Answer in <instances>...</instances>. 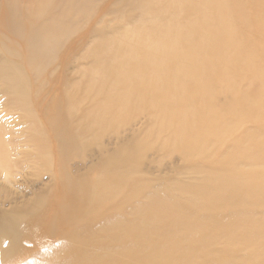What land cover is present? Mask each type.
<instances>
[{
    "label": "bare ground",
    "instance_id": "bare-ground-1",
    "mask_svg": "<svg viewBox=\"0 0 264 264\" xmlns=\"http://www.w3.org/2000/svg\"><path fill=\"white\" fill-rule=\"evenodd\" d=\"M4 1L6 8H2L3 14L0 18V38L4 40L0 39V51H2L6 57L3 56L5 59H2L0 62V83L4 86V91L10 94L15 93L16 95L22 93L19 94V96H21L26 94L27 84L30 82L26 81L25 77H27V75H24L23 63L27 61L30 66L35 64L39 65L40 63H45L47 67H51V64L56 65L53 62L58 56L57 53L59 52V55L61 54L60 49L63 44L68 41L66 39L67 36H70V34L82 24L83 19L80 17V14H82L85 9L84 6L86 5L81 2L82 0H71L70 8L75 11V13L72 15H60L59 7H61V5H67L66 0H36V8L29 3L31 0ZM117 2H115V4ZM130 2L129 4L127 3L128 7ZM235 3L232 4L235 5ZM135 4L136 6L133 4L134 6L131 5V7H136L142 11L140 13L141 20L138 18L139 20L137 19L136 21V23L140 21V26H137L139 28L136 27L138 24L134 23L136 24V28L132 27L128 29L127 27L126 30L121 27L125 31L122 30V32L119 30V34L117 33V36L114 35V38L112 36V39L111 36L109 38L107 37V39H111L109 42L106 40L107 43L106 41H102L101 45V39H99L100 41L98 40L100 47L95 51V54L97 52V57L95 59L96 66L94 67V72L92 70L95 79L92 77L91 79L93 80L90 81L89 78L91 75L89 74L88 86L87 81L82 80L80 82V85L84 87L82 93L76 88V86L79 87V85H74L79 80H75L77 82L74 81L75 83L73 86L75 87L72 89L69 88L71 86L70 84L66 89V95L64 97H61V84L58 85L60 88H58L57 85H53L55 86L54 88L57 89L53 95L55 106H60L58 108H62L65 100L67 111L63 114V109H61L57 114L56 121H51L45 114L49 120L45 123L48 124L49 122V125H51L52 131H54V138L57 139L56 143H59L56 148L58 147L57 149H59V151L63 150V153L65 151V157L73 154H80V151L81 153H85L84 151L86 150L82 147L84 149V151H82L83 149L80 147L83 141L86 140L84 139L85 136L89 135L90 138L93 136L95 141L97 132L99 133L100 127L103 124H108L110 126L113 121L117 122V120L120 119L116 118L118 115H121V117L122 115L125 116L131 111L130 109L137 112L136 115L142 114L144 110H147V112L149 110L155 117H158V121L160 122L159 127L169 133L165 145L166 149L170 152L180 150L187 152L189 147L194 148L195 143H193V136H188L183 133V129L186 128L185 125L188 122L197 124L200 130L204 128L207 135L214 137L217 135V121L210 118L204 122L207 117L203 116L199 110L201 108L196 106L194 91H196V95L199 96L198 90L196 89L202 84H209L210 90L206 88L207 91L201 89L203 92L201 93L202 95L200 94L199 102L201 101L203 103L202 110L204 113H211L213 109H215L211 103L213 101L212 94H214L217 86H215L212 92L213 81L208 79L209 74L206 76V73L212 70L209 62H211V59H216L215 53L210 52V50L212 48L211 51L214 50L213 46L217 41L227 42L231 39L232 43L236 42L238 45V26L232 25V22H230V18L232 17L231 13H236L238 10L232 8L230 12H228V10L222 12V10L225 9H222L223 6L230 5V2H226V0H136ZM260 4L263 3L260 2ZM124 8L125 6L123 9ZM132 8L129 11H132ZM133 12L134 11H132V14ZM122 18L124 17L122 16ZM233 20L234 19L231 21ZM123 22L120 21V23ZM115 26L117 27V25ZM119 26L121 25L119 24ZM82 31H84V29ZM101 31L104 30L102 29ZM98 33H96V35ZM101 34L103 33H100V35ZM95 41L97 42V40ZM71 42H74V40ZM75 43H71V45ZM103 43L106 44L103 45ZM92 46L95 45H91V49L89 50L90 53L88 50L86 53L84 51V53L87 54L88 52L91 54L93 50ZM237 47L233 53V60L242 59L240 47ZM25 50H29V56H27V58L25 54L23 56ZM222 50L224 53L227 51L223 46ZM98 51H101L102 54H98ZM188 51H192V60H188L190 56L186 58L188 56L186 54ZM209 52L210 54L208 55ZM195 53L197 56L203 58L200 60H198L200 57L197 59L194 58ZM85 56L86 55L83 54L82 57ZM86 58L87 56L84 60H86ZM193 58L195 60H193ZM254 59H249L250 62H248L247 70L252 67L251 63L255 66ZM223 61H225V59ZM228 62H230V60ZM228 62L226 61L225 64H228ZM92 63H94V61ZM95 63L93 65H95ZM172 64L173 66H171ZM45 66H43L44 68L42 69H45ZM81 66H83L81 67V69L83 68V74L91 73V70L87 72V64ZM59 67H61V65H59ZM37 68L36 70L38 71L41 69V67L38 66ZM56 69L59 70L58 65ZM234 70L230 75H233ZM46 71L45 75L48 73L50 74V72L46 73ZM55 71L51 73L54 72L53 74H55ZM250 71L252 73V69ZM239 74L241 75V73ZM64 75L61 79L64 78ZM35 76L37 79L38 75ZM86 76L85 74L84 77ZM259 77L262 79L261 75H259ZM242 79L240 80L241 82L243 81ZM255 79H257L256 76ZM51 80L46 82L50 83ZM53 81L54 80H52V83H54ZM235 81H230V83L234 84L237 82ZM60 82L62 81L60 80ZM259 82L264 86L263 80H259ZM63 85L64 84L61 86ZM201 87L203 88V86ZM231 87L230 93H236L235 90L237 86L232 85ZM105 90L108 91L107 95H102ZM35 93H38V90H36ZM206 95H211L209 97L212 98V100L209 98L211 101L209 104L207 103L208 96ZM40 97H38L37 100ZM89 98L90 101L92 100L93 102L101 98L100 103L98 102L99 105L95 103V105L98 106L95 108L94 106L93 108H87L89 103L88 105L86 103ZM147 101L149 102L146 103ZM36 104L41 105L38 104L37 101ZM147 104L149 105L146 107ZM263 104L264 102L262 100L255 102L256 107H259L262 112H264ZM82 108H85L83 110H87V114L85 115V113H83L84 117L82 115L83 119L81 117L82 122L79 126L72 127L70 124L74 121V118L79 117V112ZM113 108H116V111H113L115 115L113 114L112 116L110 112ZM37 109L39 110L38 107ZM60 112L62 119H65L66 125L61 129L56 127L53 130L54 123H58L57 120L61 117ZM223 112L221 114H223ZM38 113L40 115L39 111ZM50 117L53 119L52 116ZM230 120L233 122L232 117H230L226 123L225 121L222 122L221 132H225L227 129L232 128L228 125ZM78 121L79 120H77V124L79 123ZM121 122L120 120L119 124ZM134 124L135 123H133V126ZM195 124H192V126ZM3 125L0 123V138L8 131ZM73 125H75V123ZM79 127H81V130L84 129L85 136H83L84 134L81 135ZM40 128L41 127H39V129ZM112 128L113 127L110 129ZM115 130H117V128ZM262 131L263 133L259 134L247 133L245 135L246 141L234 144V146L231 147L232 149L229 148L232 154L228 158H226L227 156L222 158L224 160L221 162L217 159L216 152L215 156L214 153H211L205 163L197 161L200 166L193 164L191 168H193V171L198 172L197 174L200 175L201 182H203L201 187L191 185L187 190L176 187V190L169 193L168 189L166 190V188L159 186L161 187L160 189L156 188L157 191L155 189L154 192H150L147 185L140 188L137 187V179L133 176V171H121L112 175H109L111 173L108 172L109 174L107 175L109 176L101 175L95 181L91 191H87V185H85L84 182L82 184L80 182L73 184L69 179L65 187V192L61 198V206L54 209L53 213H57L55 219H57L59 226L60 223L65 220L73 222L74 220H84L85 223H88V225L86 224L83 227L85 232L84 238L81 237L77 240V243L81 242L79 246L76 243V245L74 243H66L65 245V243L62 242L65 240L64 239L59 243L60 245L62 242L64 245H60L61 248L54 251V253L49 255L42 254V256L40 254L41 257H36L27 264H211L212 262L213 264H258L254 262L252 257L256 256L255 259L258 260L260 257L258 258L257 255L264 254V220L256 213L255 217H249L251 216V211L248 210L246 214H244L246 209L239 208L244 204H259V202H262L260 200H264V182L255 183L253 181L255 184L252 182L247 185L246 180H252L254 176L248 171H245L243 167L245 165L248 166L251 164L252 166V164H257L259 165L258 168H264V129ZM32 132V140L37 143L38 148L40 146L38 140L41 139V135L44 134V132L41 133L40 130L36 131V129L32 130ZM50 133V131H47V134ZM159 133L156 135L158 136ZM53 134H51V136ZM112 135L110 137H113ZM99 136L97 137L99 138ZM47 138H50V136L47 135ZM3 139L5 138L3 137ZM96 140L98 142L97 138ZM114 140L115 139L112 141ZM209 140L210 139L207 141L205 140L203 145L207 144ZM91 142L93 143V141ZM6 144L9 145L8 143ZM87 144L90 143L87 142ZM87 144H84V146ZM3 145L4 144L0 141V185H2L1 182H7L10 186H16V175L21 172L13 173L10 171L11 169H8L10 167H6L7 161L11 160L14 151L13 149L6 148L7 145ZM96 145L97 144H95V146ZM203 145L199 146L200 152L203 150ZM54 148L55 147H53V150L56 151ZM79 148L81 150H79ZM122 149L124 150L126 148L124 147ZM133 150L134 149L130 152L132 156L134 155ZM54 153L55 152H53V154ZM56 153L60 158L61 156L59 155L62 154ZM100 153L102 154V152ZM35 155L45 157L44 159H46L50 165L51 153H43L41 150L37 149ZM69 157H67V159L74 158L75 155ZM204 157L205 156L196 158V160L201 159L203 161ZM235 157L238 159L241 157L243 159L242 162L245 163L241 164L238 162L241 165H239L240 167L237 166L236 161L233 159ZM58 159L57 161H59ZM129 161L132 160L128 157L126 158L125 155L120 158L118 157L115 166L117 168L127 167L123 165ZM82 164H85V161ZM13 166H15V164ZM254 166L252 167L256 168ZM209 168L218 170L224 169L223 172H226V174L218 175L209 170ZM54 169L56 170V168ZM27 170V167H24L22 170L23 173L21 174H27ZM63 170L66 171V168ZM107 170L110 171L109 169ZM57 172L55 173L56 175ZM47 173H49V171H47ZM67 175H69V173ZM185 181L187 182V180ZM220 181L237 185L238 191L231 194L233 191H228V185ZM126 187H129V190L123 193ZM146 189L150 193L148 196L146 195V200L143 202H133L134 199H141V190L143 193ZM115 197H119L120 202L115 207L114 213H109L108 208L104 210V207H101L104 206L103 202H107ZM74 199L80 202V209L77 207ZM100 203H102V205L98 206L101 207V211L98 210L99 207L96 206ZM43 204L44 203L36 202L29 212L21 211L15 213L16 215L13 213L14 216L12 215L11 217H14L13 219L16 220V226H18L19 232L11 230L15 228V225H13L10 229L11 231H4V235L0 234V261L12 257L11 255H15L19 248L23 246L25 242L23 241L24 239L22 240L21 238L25 236V233L30 227H24L25 221L22 227V221ZM203 209L206 210L205 212L208 211L209 214L201 215L200 212H202ZM92 215H95L96 219L87 222V217L88 219L92 218ZM84 221L82 223H84ZM79 223H81V221H79ZM5 226L6 229H8L11 227V224H5ZM70 228L67 233H70ZM76 229H73V231ZM67 236L64 235V237ZM75 236L76 235H74V238ZM227 242L233 247L243 249L248 255H243V257H241L235 253L230 254L231 251H227L225 247ZM55 245H57V243H55ZM55 245L53 246L52 244L56 249L57 246Z\"/></svg>",
    "mask_w": 264,
    "mask_h": 264
},
{
    "label": "rangeland",
    "instance_id": "rangeland-1",
    "mask_svg": "<svg viewBox=\"0 0 264 264\" xmlns=\"http://www.w3.org/2000/svg\"><path fill=\"white\" fill-rule=\"evenodd\" d=\"M128 1L129 2L133 1L132 3L130 2L129 7H128V4H129ZM137 1H140V0H137ZM70 2H71V0H66L67 5H61V7H59V9H60L59 14L60 15H66V14L72 15L75 13V11H73L70 8ZM81 2L86 5V6H84L85 9L83 10L82 14H80L81 15L80 17L83 19V22L80 25V27H77L74 30V32L71 33L72 35L70 34V36H67L66 39L68 41H66L65 42L66 44L65 43L63 44L64 47L62 46V48L60 49V52H61L60 55L62 57L59 55V52H58L57 53L58 60H57V58H55L56 60L53 62L56 65L51 64V67L48 66L49 68L47 66H45L46 65L45 63L44 64L40 63L39 65L35 64V65L30 66V64H28V62L25 61L23 63V71L25 72L24 75H27V77H25V76L24 77L26 78L27 82L30 81V82H28L30 85L27 84V89H26L27 91L25 92L26 94H23L21 96H19V94H22V93H19L16 95L15 93L10 94V93L4 91V89H3L4 86H2L0 83V123H1V125L4 124L3 126L6 127L8 130L7 133H4L2 135V138H0V141H1V143L4 144L3 146L7 145L6 143H8L9 145H7L6 148L13 149V151H14V153L12 154V157H11V160H13V161L8 160L6 167H10L8 169L9 170L11 169L10 171L13 173H17V172L23 173L22 170L24 167H27V169H28L27 174L18 173L16 175V178H17L16 184H15L16 186H10L7 182H1L2 185H0V230H1L0 234L2 235L4 233V231H11V230L19 232V228H18V226H16V220H14L13 219L14 217L12 218L11 216L12 215L14 216L15 213H18L21 211L29 212L33 208V206L36 202L44 203L41 207H39L35 211L31 212L22 221V227H23L24 223H25L24 227H27V226L30 227V229L25 233V236L23 238L20 237L22 240L24 239L23 241L25 243L23 244V246H21V248H19V250L17 251V253H15V255L10 254L12 257H8L4 260H1L0 264H27V263H29V261H32L36 257H41L42 254L43 255L44 254L49 255V254L54 253V251L61 248L60 245H64L63 243H65V245H66V243L67 244L68 243H74V244L76 243V244H78V246L81 244V242L77 243V240L80 239L81 237L84 238L85 232H84L83 227L86 224L88 225V223H85L84 220H79V221H81V223H79V221H77V220H74V222L76 223L75 224L73 221H66L65 220L66 222L62 221L60 223V226H59L57 219H55L56 218L55 216L57 215V213H53L54 209L59 208L61 206V198L65 192V189H66L65 187H66V184L69 182V179H70L71 183H73V184H76V182H80L82 184L84 182V184L87 185L86 186L87 191H91L92 186L94 185L95 181L101 175H107V174H109L108 172L111 173L109 175H112L116 172H121V171H133L132 174L135 177V179H137V181H136L137 187L140 188L144 185H147L149 187L150 192H154V190L156 188L160 189L161 187L166 188V190L168 189L169 193L176 190V187H179L180 189L183 188L182 190H184V189L187 190L189 187H191V185L201 187L203 182H201V177H200V175L197 174L198 172L193 171V168H191L193 164L200 166V164L197 161L205 163L207 161L208 156L211 153H214V156H215L216 152H217V159H219V162H221L224 160L222 158H224L226 156H227L226 158H228L232 154L231 153V149H232L231 147H233L234 144L243 143L246 141L245 135L247 133H249V132L252 134L253 133L254 134L263 133L262 130L264 129V112H262L259 107H256L255 102L258 100L259 101L262 100L264 102V91H263L264 86L261 85L262 84L261 82H259V80L264 81V0H226V2H230V5H225V7L223 6L222 9L223 8H225V9H223L222 12L223 11L225 12L227 10H228V12H230V10L232 8H234L235 10H238V12H236V13L232 12L231 13L232 17L230 18V22H232V25L238 26V30H239V37H237L238 45L236 44V42L232 43L231 39H229L227 42H218L217 41L213 46L214 50L211 51L213 48L210 50V52L215 53L216 59H211V62H209V64L212 67L211 68L212 70H209L206 73V76L209 74L208 79L213 81L212 82V84H213L212 92L214 91L215 86H217V89L214 91V94H212V98H213L212 102L209 100V98H210L209 96H211V95H209V96L206 95V96H208L207 100L209 101V102L207 101V103L209 104L211 102L213 105V108L215 107V109H213V111L211 113L210 112L208 114L204 113L202 110L203 103L201 101L199 102L200 94L203 92V90L205 88L210 90L209 84L208 85L202 84L198 87L199 89L198 88L196 89V90H198L199 94L198 93L197 94L199 96H197L196 91H194L195 92L194 98H195L196 106H199L201 108V109H199L201 114L203 116L207 117L204 122H206L210 118L217 121L218 132H217V135L215 137L211 136V135H207V132L204 128H202L200 130V128L197 124L188 122L185 125L186 128L183 129V133L188 135V136L189 135L193 136V143H195L194 148L189 147L187 152H183L181 150L175 151V152H170L169 150L166 149V145H165V142L168 139L169 133H167L165 130H162L159 127L160 122L158 121V117H155L151 113V111H149V110H148V112H147V110H144L142 112V114L136 115L137 112L130 109L131 111L127 115H125V116L122 115V117H121V115L120 116L118 115L116 118L117 119L120 118V119L117 120V122L113 121V123L110 126L108 124H103L100 127V131H99V133L97 132V135H96V138L98 139L99 143L97 142L96 138L94 141L93 136H91V138L89 137V135L85 136L84 129L81 130V127H79L81 135L84 134L83 135V136H85L84 139L87 140V141L86 140L83 141V143H82V145H80V147H81V149L84 148L86 151H84V149H83L82 151L85 152V153L82 152L83 154L80 151V154L69 155L71 157L75 155V157L71 158V159H69L70 158L69 156L65 157V155H66L65 151L63 153V150L60 147L59 148L62 151H59V149H57L58 147L56 148L57 144H59V143H56L57 139L54 138L55 137L53 134L54 131H52L51 125H49V122H48V124L45 123L46 121H49L47 116L51 119V121H56L57 114L59 113V111L61 109H63V114L67 111V105H66L65 100H64V103L62 105L63 106L62 108H58L60 106H55V104L53 102V95L55 94V91L57 89H55L54 88L55 86H53V85H57L58 88L62 87V89H60L61 90L60 92H61V97L62 96L64 97L66 95V89L70 86V84H71V86H73V84L79 80L74 85L76 86L78 84L80 88L77 86H76V88H78V90L82 93L84 87H82L80 85V82L82 80L87 81V86H88L89 74L91 75V77L89 78L90 81L93 80V79H91L92 77L95 79V76H93L94 73L92 74V70L94 72V67L96 66L95 59L97 57V52L95 54V51L98 47H100L99 43H98L100 41L99 39H101V45H102V41L105 42L107 40L109 42V41H111L112 36H113V38H114V35L117 36L119 34V30H121V31L123 29L127 30V27H128V29H131L132 27L134 28L136 24H138V25H136V27L140 26V21H138L137 23H136V21L138 18L141 20V17H140L141 14L140 13L142 12V11H140L141 9H138L136 7H134V8L131 7V5H133V4L136 6V4H135L136 0H135V2H134V0H113V1L112 0H84V1L82 0ZM115 2H117V3L115 4ZM260 2H262L263 4H260ZM29 3L34 5L35 8L37 7V1L36 0H31ZM232 3H235V5ZM113 5H114V7H113ZM124 6H125V8L126 7H128V8H126V10H125V8L123 9ZM130 7L133 9L132 11H134L133 14H132V11H129V10H131ZM2 8H6L4 0H0V18H1V15L3 14ZM121 8L123 9V11ZM136 9H138L139 11ZM114 11H116V12H114ZM116 14H118V15H116ZM122 16L124 18H122ZM232 19H234V20L231 21ZM120 21L123 23H120ZM134 23H136V24H134ZM86 24H87V26H86ZM119 24L121 26H119ZM115 25H117V27L118 26L119 27L117 28ZM109 28H111L113 30H111ZM137 28H139V27H137ZM83 29H84V31H82ZM102 29L104 31H101ZM97 30H99L100 32ZM123 31H125V30H123ZM75 33H77V34H75ZM96 33H98V34L96 35ZM100 33H103V34L100 35ZM107 35H109V36H107ZM110 36H111V39L110 40L107 39V37L109 38ZM0 39L4 40L2 38H0ZM14 39H16V38H14ZM72 40H74V42H71ZM95 40H97V42ZM107 41H106V43H107ZM75 42H77V43H75ZM71 43H75V44L71 45ZM106 43H103V45ZM91 45H95V46H92L93 50H92L91 54H89L90 53L89 50L91 49ZM222 46L227 50V51H225V53L227 52L226 54L223 52ZM237 46L240 47L242 59L233 60V53H234ZM237 49H238V47H237ZM87 50L89 51V53L87 52V54H85ZM28 51L25 50V52H23V56L25 54L26 58H27V56H29ZM84 51H85V53H84ZM210 52L208 53V55L210 54ZM27 53H28V55H27ZM92 53H93V55L95 54L94 58H93ZM83 54L86 55L87 58L89 57L88 59L86 58L87 61L84 60L86 56L82 57ZM98 54L101 55L102 54L101 51H98ZM186 54L188 56L187 57L185 56V57L188 58L190 56V58H188V60L189 59L192 60V58H191L192 51L191 52L188 51ZM3 56H5V55L3 54L2 51H0V62L2 61V59H5ZM196 56L197 55L195 53L194 58L197 59L198 57H200L198 60L203 58L201 56H197V57ZM59 57H61V58H59ZM192 57H193V55H192ZM194 58H193V60H195ZM227 58H228V60H227ZM224 59H225V61H223ZM249 59L250 60L254 59L255 66L251 63L252 67H250L248 69L249 70L248 71L247 68H248V62H250ZM60 60H61V63H60ZM64 60H66V61H64ZM229 60H230V62H228ZM56 61H57V63L59 61V63L57 64ZM93 61H94L95 65H93L94 64V63H92ZM226 61L228 62V64H225ZM242 62L244 63V65ZM66 64H68L69 66ZM83 64H87V67L90 68V69L87 68V72H89L91 70V73H85L87 75L86 76L87 78L84 77L85 74H83V72H82L83 68L81 69V67H83L81 65H83ZM229 64L232 66H230ZM42 65L45 66V69H42V68H44ZM57 65H58L59 70L56 69ZM59 65H61V67H59ZM256 65H258V66H256ZM37 66L41 67V69L39 71L36 70ZM63 66H65V67H63ZM90 66H92V67H90ZM171 66H173V64ZM53 67H54V70H53ZM61 68L63 69V71L65 73L62 71ZM64 68L66 69V71ZM223 68H224V70H223ZM234 68H235V70H234ZM232 69L234 70V72H233V75L232 74L230 75V73L233 71ZM251 69H252V73L250 71ZM55 70L57 72L58 71L59 72L57 73ZM80 70H81V73H80ZM45 71H46V73L50 72V74L48 73L45 75ZM52 71H55V74H53L54 72L51 73ZM239 73H241V75ZM35 75H38V78L40 76L41 77L39 79L37 78L38 79L37 80ZM60 75H62V76H60ZM63 75H64V78L61 79L63 77ZM253 75H255L258 80L255 79V76H253ZM259 75L262 76V79H260ZM238 76H240V77H238ZM234 77L237 78L238 80L235 79ZM242 77H243V79H242ZM51 79L54 80L53 81L54 83H52ZM59 79L62 82H60ZM230 79H232V80H230ZM241 79L243 80L242 82L240 81ZM35 80H37V81H35ZM49 80H51L50 83H47V82H49ZM75 80H77V81H75ZM42 81H44V82L47 81V82L44 83ZM230 81H232V82L235 81L236 83L231 84ZM60 84L61 85L64 84V85L61 86ZM58 85H60V87ZM232 85L237 86L236 87L237 89L235 90L236 93H234V94L230 93V91L232 89V87H231ZM71 86L69 87L70 89L75 87V86H73V87H71ZM201 86H203V88ZM29 87H30V89H29ZM39 87H40V89H39ZM42 87H43V90H42ZM260 88H261V91H260ZM34 89H35V91H34ZM201 89H203V90L201 91ZM36 90H38V93H35ZM246 91H248V92H246ZM107 92L108 91L105 90L102 95H107ZM247 93H248V96H247ZM260 95H262V96H260ZM38 97H40V98L37 100ZM212 98H210V99L212 100ZM252 98H253V100H252ZM255 98H256V100H255ZM100 99H96V100H94V102L92 100L90 101V98L87 99L88 101L86 104L88 105V103H89L87 108H93V106L95 108L96 106H98L99 105L98 102L100 103ZM34 101H35V103H34ZM36 101L38 104H41V105H37ZM148 102L149 101H147L146 103H148ZM95 103H97L98 105H95ZM33 105H34V108H33ZM148 105L149 104H147L146 107ZM263 106H264V104H263ZM37 107L39 108V110L37 109ZM83 109H85V108L80 109L79 117L73 119L74 121L70 124L72 127L79 126V124L82 122V120H81L82 115L84 117L83 113H85V115L87 114L86 113L87 110H83ZM38 111L40 112L41 116L39 115ZM113 111H116V108H113V110H111L110 115L112 113V116L114 114ZM222 112H223V114H221ZM49 115L52 116L53 119ZM42 116H45V117H42ZM60 116H61L60 119L57 120L58 123H56V124L54 123L53 130L56 127L60 128V129L65 127V125H66L65 119H62L61 112H60ZM83 117H82V119H83ZM230 117H232L233 122L230 120V123L228 125L231 126L232 128L227 129L225 132H221L222 122L225 121V123H226V121ZM77 120H79L78 124H77ZM120 120L122 121L120 123L121 126L119 124ZM155 120H156V122H155ZM74 123H75V125H73ZM133 123H135L134 126H133ZM189 123H190V125H189ZM192 124H195V125L192 126ZM42 125H44V126H42ZM228 125H224V126H228ZM48 126L50 127V129ZM194 126L196 127V129ZM39 127H41V128L39 129ZM111 127H113V128L110 129ZM116 128H117V130H115ZM159 128H160V130H159ZM34 129H36V131L40 130L41 133L44 132V134L41 135V139L38 140L39 144H40V146L38 148H37V143L32 140L33 139L32 130H34ZM157 130H158V132H157ZM186 130L189 132H187ZM47 131H50L51 133L47 134ZM220 132H221V134H220ZM255 132H257V133H255ZM158 133H159V135L157 136L156 134H158ZM51 134H53V135L51 136ZM47 135L50 136V138H47ZM111 135L113 137H110ZM97 136H99V138ZM3 137L5 139H3ZM212 138H214V139H212ZM99 139H101V140H99ZM113 139H115V140L112 141ZM208 139H210L209 142H207V144L203 145V142H205V140L207 141ZM90 140L93 141L94 144ZM50 141H52V142H50ZM87 142H89L90 144H87ZM84 144H87V145L84 146ZM91 144H93V145H91ZM95 144H97L96 146H98V147H96ZM200 145L204 146L203 150L201 152L199 150ZM86 146H88V147H86ZM53 147H55L54 149H56V151L53 150ZM124 147L126 149L123 150L122 148H124ZM35 148H37L38 150H41V152H43V153H46V152L51 153V155H52L51 163H50V165L52 164L51 166L48 164L46 159H44L45 157H42V156L39 157V155H37V156L35 155V153H37V149L34 150ZM50 148H51V150H50ZM229 148H231V149H229ZM18 149H20V150H18ZM81 149L79 148V150H81ZM132 149H134L133 150L134 151L133 156L130 155V152ZM122 150H123V152H122ZM98 151L102 152V154ZM53 152H55V153L53 154ZM56 152L62 154V155H59V156H61L60 158L56 155L57 154ZM124 155L126 156V158L127 157L130 158L132 161L126 162V164L123 165V166H127V167H118L117 168L115 166V162H117L118 157L120 158ZM246 155H247V152H246ZM62 156H63V160H62ZM203 156H205L203 161L201 159L196 160V158H201ZM238 156H239V154H238ZM67 157H69V158L67 159ZM56 158L57 159L59 158L58 160L60 162L57 161ZM66 159H67V161H66ZM233 159L236 161L237 166L245 163V162H242L243 159L241 157H239V159L237 157H235ZM61 160H62V162H61ZM63 161H64V163H63ZM84 161H85V164H82V163H84ZM238 162L241 164H239ZM14 164H15V166H13ZM39 166H40V168H39ZM57 166H59V167H57ZM108 166H109V168H108ZM250 166H251V164L248 166H246V165L243 166L245 171H248L250 174H252V176H254V179L246 180L247 185H249L253 181L255 183L264 182V179H263L264 178V168H262V167L258 168L259 165H257V164H252V166H254L256 168H253L252 166H251L252 167L251 168ZM54 168H56V170ZM65 168H66V171L63 170ZM67 169H68V171H67ZM107 169H109L110 171H108ZM209 170H211L212 172H214L218 175H221V174L225 175L226 174V172H223L224 169L218 170V169L209 168ZM47 171H49V173H47ZM52 171H54V172H52ZM102 171L104 172V174ZM105 171H106V173H105ZM56 172H57V175L55 174ZM66 172H67V174L69 173V175H67ZM109 175H107V176H109ZM67 177H69V178H67ZM83 180H85L87 183ZM185 180H187V182ZM64 181H66V182H64ZM144 181H147V182H144ZM150 181H153V182H150ZM220 182L228 185V187H229L228 191H230V190L233 191L231 194H234V193H236V191H238L237 185H234L232 183L222 182V181H220ZM254 182H253V184H255ZM159 186H161V187H159ZM244 187H245V185H244ZM157 189H156V191H157ZM169 189H171V190H169ZM127 190H129V187L124 188L123 193H125ZM148 194H150V193L147 191V189L144 190L143 193L141 190V199L142 200L141 199H134L133 202H143L144 200H146V198H147L146 195L148 196ZM231 194H229V195H231ZM46 195H47V197H46ZM170 197H173V196H170ZM112 198H111V200H108L107 202H103L104 206H101L102 203L97 204L96 206L100 205L101 207H104V210L108 208L109 213H114V209L120 201H119V197H117V198L115 197L114 199H112ZM74 200L76 201L77 207L80 209L81 208L80 202L76 199H74ZM260 201H262V202H259V204H247V205L244 204V205L240 206L239 209H246L244 214H246V212L248 210L251 211V213H250L251 216H249V217H255V213H256L262 217L261 218L262 220H264V217H263V215H264V200H260ZM101 207H99L98 210H100ZM254 207H256V208H254ZM205 211L206 210L203 209V211L200 212V214L201 215H208L209 212L208 211L205 212ZM94 219H96L95 215H92V218H89V219L87 217V222L94 220ZM83 221H84V223H82ZM68 222H69V224H68ZM94 223H96V222H94ZM5 224H11V227L6 229ZM13 225H15V228L11 229L13 227ZM68 226H70L71 228ZM74 226L75 227L77 226L76 227L77 229ZM69 228H70V233H67L69 231ZM73 229H76L77 231L74 230L75 231V233H74ZM64 231H65V233H64ZM63 233L65 236H67V235L68 236L64 237ZM73 234L76 235L75 238H74ZM62 240H64V241H62ZM60 241H62L63 243L61 242V244L59 245ZM55 243H57V245H55ZM52 244H53V246L54 245L57 246V248L55 249V247H53ZM52 247H53V249H52ZM225 247L227 248L226 249L227 251L228 250H229V252L231 251L230 254L235 253L241 257H243V255H248V253L246 251H244L243 249H239L238 247H233L228 242H227V245ZM40 254H41V256H40ZM257 256H258V258L260 257L258 260L255 259L256 256L252 257L254 262H256L258 264H264L263 263L264 262V254L262 253L261 255H257ZM211 264H213V262Z\"/></svg>",
    "mask_w": 264,
    "mask_h": 264
}]
</instances>
